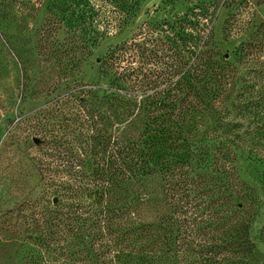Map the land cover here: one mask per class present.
Masks as SVG:
<instances>
[{
    "label": "rangeland",
    "instance_id": "obj_1",
    "mask_svg": "<svg viewBox=\"0 0 264 264\" xmlns=\"http://www.w3.org/2000/svg\"><path fill=\"white\" fill-rule=\"evenodd\" d=\"M130 2L138 4L132 14L126 11ZM202 6L211 9L212 17L194 19L191 33L182 22ZM127 17L132 21L123 33L111 32L115 20ZM208 25L212 41L204 52L228 62L225 77H232L233 85L216 114L202 125L196 120L195 138L190 129L185 133L182 139L189 146H180L195 145L201 152L193 167L210 179L204 200L211 209L193 216L172 207L167 217L174 227L173 248L170 253L163 248L151 264H206V250L221 237L222 199L231 207L238 180L261 203L251 239L264 255V0H0V264H137L147 246L137 247L141 253L136 259L131 256V262L122 239L121 247L107 240L94 242L88 235L69 239L52 226L68 212L64 205L75 203L76 194L64 199V186L91 184L96 164L112 162L106 153L99 161L87 157L101 129L70 95L103 84L97 60L131 44L142 30L170 41L171 66L184 58L188 36L203 38ZM105 132L108 141H116ZM186 153L170 150V174L180 175L177 179L190 172ZM77 155L84 161L76 171L83 174L79 179L68 166V158ZM193 220L197 226L191 233Z\"/></svg>",
    "mask_w": 264,
    "mask_h": 264
},
{
    "label": "trees",
    "instance_id": "obj_2",
    "mask_svg": "<svg viewBox=\"0 0 264 264\" xmlns=\"http://www.w3.org/2000/svg\"><path fill=\"white\" fill-rule=\"evenodd\" d=\"M130 4L126 11L132 14L138 4ZM192 16V19L186 16L182 24L195 33L194 19L200 17L209 21L212 11L202 6ZM131 21L130 17L115 20L110 25L111 32L123 33ZM204 28L203 38L188 36L184 58L171 66L170 41L154 37L151 30H142L131 44L116 48L105 59L97 60L101 65L103 84L80 88L70 95L71 99L81 103L87 119L93 120L101 129L96 132L94 147L86 151L87 157L99 161L106 153L112 162L103 167L96 164L93 183L62 189L67 201L76 194L75 203H66L63 207L68 212H62V218L52 222L66 238L81 240L88 235L97 243L104 240L116 246L126 243L130 247L127 252L131 262V256L136 259L141 253L136 252L137 247L147 246L137 264H151L163 248L167 253L173 248L174 227L167 217L171 215L172 207L177 212L178 208L186 209L185 212L190 211L193 216L201 209L210 211L211 205L204 200L208 192L205 183L210 179L200 176L193 167V164L198 166L201 152L195 145L188 149L180 146L181 142L189 146L188 140L182 139L185 133L190 129L188 132L195 138L199 123L202 125L203 120L216 114L217 104L233 85V78L225 77L228 62L216 61L212 52H204L210 46L213 34L211 25ZM142 41L145 44H141ZM172 47L177 53L175 46ZM248 48L246 46L244 50ZM188 119L193 122L192 126L188 127ZM196 120H199L198 124ZM121 128L123 135L119 136ZM106 130L114 134L116 141L112 138L108 141L103 136ZM109 148L114 149L111 154L106 151ZM170 150L188 152L190 172L181 174L183 180L177 179L180 175L170 174ZM87 154L80 155L86 157ZM80 155L68 158L71 160L68 164L70 172L74 171L78 179L83 175L76 172L84 163ZM231 193V207L225 205L228 199H222L225 204L220 206L219 213L223 216L221 237L217 244L206 250L208 261L205 263L264 264V255L251 239L252 227L261 216V203L252 189L240 180ZM166 224L168 230L163 228ZM196 226V220L191 221L188 231H194ZM261 242L264 245V229ZM118 253L123 255V251Z\"/></svg>",
    "mask_w": 264,
    "mask_h": 264
},
{
    "label": "water",
    "instance_id": "obj_3",
    "mask_svg": "<svg viewBox=\"0 0 264 264\" xmlns=\"http://www.w3.org/2000/svg\"><path fill=\"white\" fill-rule=\"evenodd\" d=\"M55 204H58V201L57 200H55V202H54Z\"/></svg>",
    "mask_w": 264,
    "mask_h": 264
}]
</instances>
